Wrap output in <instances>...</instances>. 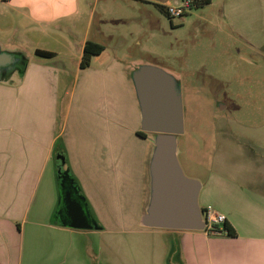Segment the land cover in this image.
<instances>
[{
  "label": "crops",
  "instance_id": "0c3cea01",
  "mask_svg": "<svg viewBox=\"0 0 264 264\" xmlns=\"http://www.w3.org/2000/svg\"><path fill=\"white\" fill-rule=\"evenodd\" d=\"M139 1L0 0V44L28 57L21 78L0 81V264H174V257L178 264H264V123L254 136L229 135L210 152L179 148L202 182L201 207L223 212L234 235L141 223L153 134H138L132 72L162 65L143 59L149 19L135 23L133 36L114 24L115 7L127 11ZM88 40L105 49L82 67ZM60 170L102 227L73 228L62 219Z\"/></svg>",
  "mask_w": 264,
  "mask_h": 264
},
{
  "label": "rangeland",
  "instance_id": "374dc122",
  "mask_svg": "<svg viewBox=\"0 0 264 264\" xmlns=\"http://www.w3.org/2000/svg\"><path fill=\"white\" fill-rule=\"evenodd\" d=\"M143 1L126 5L127 11L115 7L114 24L118 33L127 31L131 36L138 20H150L141 34L148 50L143 59L160 63L180 81L185 122V131L178 136L182 154L217 149L229 135L259 133L264 123V0H211L178 18L165 14L161 6L178 5L181 0H151L153 5ZM125 16L132 19L130 23L119 18ZM133 47L138 52L139 45ZM183 155L179 159L190 176ZM203 163L210 164L204 159ZM89 214L103 226L95 213L89 210Z\"/></svg>",
  "mask_w": 264,
  "mask_h": 264
},
{
  "label": "water",
  "instance_id": "95a60500",
  "mask_svg": "<svg viewBox=\"0 0 264 264\" xmlns=\"http://www.w3.org/2000/svg\"><path fill=\"white\" fill-rule=\"evenodd\" d=\"M23 63L21 55L0 44V81H9L15 73L21 78L27 67ZM132 79L141 111V130L153 134L150 193L141 223L155 228L205 230L200 205L202 182L188 176L179 159L178 136L185 131L180 81L162 67L149 63L133 70ZM60 173L62 219L73 228H99L78 187L66 171Z\"/></svg>",
  "mask_w": 264,
  "mask_h": 264
},
{
  "label": "built area",
  "instance_id": "2783aa9c",
  "mask_svg": "<svg viewBox=\"0 0 264 264\" xmlns=\"http://www.w3.org/2000/svg\"><path fill=\"white\" fill-rule=\"evenodd\" d=\"M193 0H182L178 5H168L167 6V13L172 18H178L185 15L191 8V3ZM203 217L206 222V231L211 234H220L225 233L222 227L221 229H217L216 225L223 226L226 222L227 218L223 212L218 210L212 205H207L202 208Z\"/></svg>",
  "mask_w": 264,
  "mask_h": 264
},
{
  "label": "trees",
  "instance_id": "16d2710c",
  "mask_svg": "<svg viewBox=\"0 0 264 264\" xmlns=\"http://www.w3.org/2000/svg\"><path fill=\"white\" fill-rule=\"evenodd\" d=\"M209 3H211V0H193L192 3H191V7L204 6V5L209 4ZM161 8L163 10H165L164 6H161ZM165 12H166V10H165ZM104 49H105L104 44L96 42V41L88 40L86 42V44H85V47H84V53H83V58H82V61H81V66L82 67H88L91 64V60H92L93 56L97 55V54H100ZM36 53L39 54V55H43V56H53L54 55V52L49 51V50H43V49H37ZM23 61H24L23 64L25 66H27L28 57L26 55L23 57ZM138 134L141 135V136H146L147 133L141 130V131H138ZM59 177L60 176H58V178ZM60 182L61 181H60V178H59V183ZM216 228L217 229L218 228L221 229L220 225H216ZM222 231H224L225 234H228V235H234L235 234V230L227 222H225L223 224V230Z\"/></svg>",
  "mask_w": 264,
  "mask_h": 264
}]
</instances>
